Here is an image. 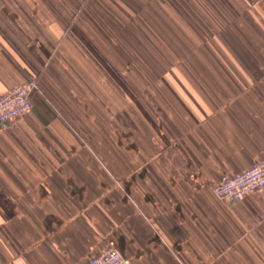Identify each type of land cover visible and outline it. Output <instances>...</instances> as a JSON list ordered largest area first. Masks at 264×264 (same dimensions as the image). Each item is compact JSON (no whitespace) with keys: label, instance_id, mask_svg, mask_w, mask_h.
<instances>
[{"label":"crops","instance_id":"obj_1","mask_svg":"<svg viewBox=\"0 0 264 264\" xmlns=\"http://www.w3.org/2000/svg\"><path fill=\"white\" fill-rule=\"evenodd\" d=\"M246 28L264 33V0H0V95L38 82L0 123V264H87L108 246L132 264H264V188L213 192L264 161V85H223L209 52ZM119 124L136 133L116 148Z\"/></svg>","mask_w":264,"mask_h":264},{"label":"rangeland","instance_id":"obj_2","mask_svg":"<svg viewBox=\"0 0 264 264\" xmlns=\"http://www.w3.org/2000/svg\"><path fill=\"white\" fill-rule=\"evenodd\" d=\"M251 25H252V22H251ZM254 30H256V34H255ZM226 32L228 34H230L229 30H226ZM240 32L244 36V40H242L244 42L243 44H241L239 42L241 40L237 37L234 39L230 38V40H229V41H233L237 44H235V45L226 44L224 46L223 50L219 47L214 46V51H211V47H209L210 53H219V54H223L225 56L223 61H219V65L223 64L226 66V68L224 70L222 69V71H221V70H217L218 69L217 67H214L213 70L219 71V73H215L219 76H222L223 71H224V76H225L224 82L222 83V78H219V79H220L221 83L225 86L245 87V86H254V85H259V86L264 85V77H261V76H264V59H263V57H264V33L260 29L250 30L247 28L241 30ZM226 41H227V39H226ZM233 59H235L236 61H233ZM165 64H167V63H165ZM197 64H199V63H197ZM210 64H212V63H210ZM169 65L170 66L173 65V63H171V62L168 63L166 65V67H168ZM198 68H200V67H198ZM194 69H196V68H194ZM165 80H166L165 78H162L161 83L164 82ZM194 80H195V82H196V80H198V83L201 84L202 80L200 79V77L193 79V81ZM207 81H208V83H205L206 80L203 79V82H202L203 86H206V85H212L213 86L214 84L219 83V81L217 79H214L212 76H209L207 78ZM198 83L196 82L197 89H194V90L197 92H201L199 90L200 87H198V86H200V85ZM196 84L193 83L194 86ZM202 92H205V91L202 89ZM169 93H171L170 90H169ZM199 96H201V95H199ZM230 96H232V94L226 95L225 97H230ZM226 102H228V101L226 100ZM214 104H216V102ZM240 107L244 108L245 106L241 105ZM121 111H123V110H121ZM119 116H120V114H119ZM118 121L120 122V120H118ZM237 121L239 122V125L236 129V132L238 130L240 137H248V135L250 136L251 134H252V137H256L257 127H259L258 125L261 122L253 119L252 121L246 123V120H244V118H242V117ZM258 122H259V124H258ZM125 129L126 130L128 129L131 131V134L128 137H133V135L136 133V131H135L136 127H134V126L126 127V126H120V124H119L116 126L112 125V127H111V131L113 132V134H112L113 135V141H114L113 144H114V146H116V148L119 147V145L123 141L122 137H124V136L126 137V135H124ZM231 131H232L231 127H226L223 135H221V134L217 135L214 133L213 134L210 133V135L212 137H233L234 134ZM233 131H234V129H233ZM235 136H236V134H235Z\"/></svg>","mask_w":264,"mask_h":264},{"label":"built area","instance_id":"obj_3","mask_svg":"<svg viewBox=\"0 0 264 264\" xmlns=\"http://www.w3.org/2000/svg\"><path fill=\"white\" fill-rule=\"evenodd\" d=\"M38 82L31 78L0 95V123H7L27 113L33 105ZM264 188V161L252 164L237 174H223L214 183L213 192L221 199L235 200ZM87 264H132L116 247L108 246L90 255Z\"/></svg>","mask_w":264,"mask_h":264}]
</instances>
